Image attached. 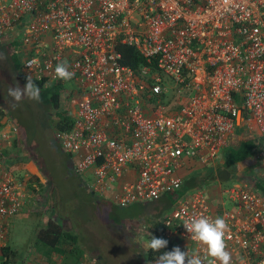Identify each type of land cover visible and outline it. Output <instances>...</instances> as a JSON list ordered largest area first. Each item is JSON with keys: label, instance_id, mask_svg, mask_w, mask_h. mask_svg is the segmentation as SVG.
Returning a JSON list of instances; mask_svg holds the SVG:
<instances>
[{"label": "built area", "instance_id": "obj_1", "mask_svg": "<svg viewBox=\"0 0 264 264\" xmlns=\"http://www.w3.org/2000/svg\"><path fill=\"white\" fill-rule=\"evenodd\" d=\"M11 43L22 77L54 81L62 61L74 73L63 96L74 98L73 121L60 148L98 198L126 207L179 191L185 159L218 161L238 115L258 134L264 174V0H0V44ZM118 44L134 47L145 63L136 70L123 65ZM171 88L192 92L174 110ZM15 141L0 106V249L10 217L47 208V189L16 172ZM225 195L243 216L224 213L232 264H264L258 196L236 184ZM178 198L164 238L209 264L182 225L191 216L215 219L207 194L192 188Z\"/></svg>", "mask_w": 264, "mask_h": 264}, {"label": "rangeland", "instance_id": "obj_2", "mask_svg": "<svg viewBox=\"0 0 264 264\" xmlns=\"http://www.w3.org/2000/svg\"><path fill=\"white\" fill-rule=\"evenodd\" d=\"M0 52L6 57L0 60V106L6 111L9 123L16 125L25 140L34 143L35 146L32 147L30 158L19 152L17 159L21 163L19 162L20 167L16 168V172L19 174V171L23 170L22 173L28 176H39L43 183L48 185L47 191L50 188L46 210L35 215L41 217L44 215L43 218L46 220L49 218L58 220L65 230L76 235V244L65 249H71L73 253L79 248L82 253L79 260L87 258L92 261L94 258L96 262L101 261V264H154L145 259L148 249L146 240L149 239L145 235V226H140L141 224L136 226L132 219L136 216L134 219L138 220L139 214L144 210L146 213L154 214L158 204L153 201L146 206L133 204L118 207L93 195L86 185L81 183L82 179L70 170L68 157L61 148H58L57 137L52 131L54 110L45 109L39 102L28 98L15 102L8 96L9 87L17 84L23 87L26 78L20 76L10 66L11 54L8 55L2 48ZM64 83L67 85V81ZM191 94L188 89H181L178 92L177 89L171 88L167 95L169 108L174 110ZM74 105V98L70 95L61 108L71 111ZM28 166L32 168V172ZM41 189L45 190L46 186L42 185ZM230 205L226 204V207L229 208ZM124 218L128 220V224L134 222L133 227L138 228L132 230L129 229L132 226L126 228L120 226ZM35 228V220L31 215L16 216L8 222V243L24 257L32 252L35 254L38 249ZM57 259L61 261L59 263L53 261L56 264H72L63 253L59 252ZM34 264L40 263L34 261Z\"/></svg>", "mask_w": 264, "mask_h": 264}, {"label": "trees", "instance_id": "obj_3", "mask_svg": "<svg viewBox=\"0 0 264 264\" xmlns=\"http://www.w3.org/2000/svg\"><path fill=\"white\" fill-rule=\"evenodd\" d=\"M12 49L9 48L7 49L6 47L5 51H7L8 55L11 54V58L9 61L11 62L10 66L19 74L21 62L19 57L14 52V47ZM117 49L121 54L120 62L123 65L129 66L136 70L145 63V60L132 46L125 44H118ZM35 83L40 87V100L38 102L42 106H44L45 109L54 110V122H53L54 125L52 131L53 134H55L57 137L58 148H60L61 135L71 127L73 121L71 115L69 114V111L65 108L64 109L61 108L62 104L65 101L62 95L65 91L69 93L72 85L70 82H67L66 85L64 83V80H59V79L46 82L45 78L39 79L35 81ZM12 125L16 130V141L14 144L15 150L22 153L23 155L26 154V156L30 158L29 155L31 154L32 147H35L34 143H31L30 141L27 142V140H25L21 132L17 129L16 125L14 124ZM255 140L256 138L254 137L245 138V140L242 142L241 146L238 149H230L224 155H222L220 161L218 162V166H217L218 170L216 171V174L220 176L222 175L223 178L234 177L233 175L237 171L239 162L248 155L247 153H249L251 149L256 148L254 147L256 144ZM257 146L259 145L257 144ZM66 156L69 159L70 156L68 154H66ZM28 168L31 172L33 171L30 166H28ZM22 171L20 173H22ZM208 172H209V174H207L209 175L208 177L213 176L214 172L211 169H209ZM30 181L35 182L39 187L45 185L46 189L48 188V185L44 184L42 178L39 176L33 175ZM193 182L191 180L190 182L182 183L181 189L175 193L182 194L186 190L185 188L196 186V184H194ZM49 191L50 188L47 191V193ZM157 212L158 210L154 212L153 217L151 218L147 217L146 225L148 226L149 234L151 233L153 236L164 238L163 235L165 231L164 221L169 216L168 215L162 216V213H157ZM137 219H138L137 221L141 222L140 218ZM35 237L37 238V243H38V245H36L39 249V250L37 249L38 254L39 253L42 254L43 252L44 253L60 252L65 254L68 258L67 260L72 261V264L77 263V261H79V258L82 255L79 248H76V250L73 251V253H71L72 252L71 249H65V247H68L70 245H75L77 242V237L71 231L65 230L58 220L55 221L54 219L49 218L44 224L40 225L36 229ZM168 242L169 243L167 247L161 249L160 252H154L147 249L145 253V259L155 264L157 257L161 253H163L164 251H170L173 248L171 241L168 240ZM44 244L48 246L47 249H44L46 247L44 246ZM0 252H1L0 253L1 256L4 258L1 264H26V262H28V261L25 262L24 258L23 259L21 258L22 260H20L19 258L20 253H18L10 245H5L3 248L0 249Z\"/></svg>", "mask_w": 264, "mask_h": 264}, {"label": "crops", "instance_id": "obj_4", "mask_svg": "<svg viewBox=\"0 0 264 264\" xmlns=\"http://www.w3.org/2000/svg\"><path fill=\"white\" fill-rule=\"evenodd\" d=\"M16 45L14 43L11 44H3L0 46V48L6 50L7 49H12L13 47H15ZM13 50V49H12ZM15 52V50H14ZM11 65V62H10ZM74 108V106L72 107V109ZM258 134L255 132H250L249 130H247L246 124H245V118L242 115H238V117L235 120V129L233 131V133L229 136L228 139V146L226 148H224V150H222V155H224L227 151H229L230 149H238L242 142L245 140V138L248 137H254L256 138V144L254 147V149H251V151L249 153H247L248 155L239 162V166L237 167V171L235 172V174L233 175L234 177H230V178H223L222 175H218L216 174L217 166H218V162L220 161V158L218 159V161H216L213 165L211 166H203L200 163H197L194 159H185V165L182 166L181 168H179L177 170V174L182 178L183 183L184 182H190L192 180V182L194 184H196V186H192L189 188H185L186 190L188 189H192V188H200V189H204L205 193L207 194V197L210 201V205L213 211V215L216 218L217 216H221L225 219V212H231L233 213V215H236V217H239L240 219H243V216L240 215L237 211V206L234 202H231L227 199L226 195H225V190L227 187H229L230 185L236 184V185H248L250 186L254 192L256 193V195L259 198V204L261 207H264V174H263V169L261 166L260 161L257 159V152L259 151L260 148L262 147V144L259 140V137L257 136ZM257 144L259 146H257ZM211 169L214 174L213 176L208 177L209 172L208 170ZM22 171V170H21ZM207 177V178H206ZM82 183V181H81ZM199 183V184H198ZM83 184V183H82ZM185 190V191H186ZM184 191V192H185ZM179 195L180 193H166L162 196H160L157 199L154 200H147V201H143V202H137L134 204H141V206H146L147 203L149 202H155L158 204V206H156L158 212L157 213H162V216L165 215H171L174 212L175 206L177 204V201L179 200ZM174 198V199H173ZM100 200H105V199H100ZM99 200V201H100ZM97 201V202H99ZM108 201L110 203H112L109 200H105ZM231 204L229 208L226 207V204ZM114 204V203H112ZM115 205V204H114ZM133 205V204H131ZM128 205V206H131ZM117 206V205H115ZM126 206V207H128ZM119 207V206H118ZM167 208V211H166ZM155 210V209H154ZM155 210V211H157ZM154 211V212H155ZM164 211V212H163ZM38 213H34V212H29L27 208L23 209L20 213L10 217L7 220V234H8V222L10 221V219L16 217V216H20V217H24V216H32L35 220V224H36V228H35V232L36 229L44 224L47 220L46 218H43V216H39V215H35ZM143 216V217H142ZM154 214H150V213H146V210H144L142 213L139 214V218L141 219V222L137 221L136 219H132L135 222V225L138 226H145L146 229V236L149 237V232H148V226L146 225V219L147 217L151 218L153 217ZM131 220V219H130ZM134 222H131V224H128V220L126 218H124V221H121L120 226L122 225L124 228L126 227H130L129 229H134V228H138V227H133ZM227 222V221H226ZM139 226V227H140ZM6 234V240H5V245H10L8 243V236ZM120 238H122L120 236ZM191 252L189 253L190 255L193 252V249H190ZM36 253L33 254L34 252H32V254L27 255L26 257H24V255H20L19 258L20 260H22L24 258L26 264H34V261H37L40 264H48L51 261H57L58 263L61 260L57 259L58 253L55 252H43L42 254H38L37 251H35ZM1 253V252H0ZM33 255V256H31ZM234 255H232L233 257ZM238 259H240L241 255H235ZM22 258V259H21ZM4 260V258L2 256H0V264L2 263V261ZM31 260V261H30ZM99 260V259H97ZM97 263L101 264V261H98Z\"/></svg>", "mask_w": 264, "mask_h": 264}, {"label": "clouds", "instance_id": "obj_5", "mask_svg": "<svg viewBox=\"0 0 264 264\" xmlns=\"http://www.w3.org/2000/svg\"><path fill=\"white\" fill-rule=\"evenodd\" d=\"M5 58L4 53L0 52V60ZM54 73L55 79L64 81L71 80L74 76V73L69 71L66 61L58 63ZM8 96L15 102H20L24 98L38 102L40 100V87L28 76L23 87L18 84L9 87ZM182 225L190 234V239L204 247L208 257L211 258L209 264H217V262L218 264H232V254L226 243V236L230 229L223 217L217 216L212 219L206 216H191L184 219ZM149 237L146 240V246L154 252H160L169 243L167 239L153 236L151 233ZM92 264H97L94 258ZM155 264H204V261L198 252L190 255L187 251L181 250L179 246H174L170 251L161 253ZM240 264H244V261L241 260Z\"/></svg>", "mask_w": 264, "mask_h": 264}]
</instances>
